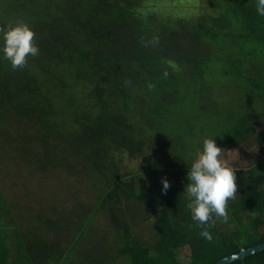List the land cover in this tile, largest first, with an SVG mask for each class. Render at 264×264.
<instances>
[{
	"label": "trees",
	"instance_id": "16d2710c",
	"mask_svg": "<svg viewBox=\"0 0 264 264\" xmlns=\"http://www.w3.org/2000/svg\"><path fill=\"white\" fill-rule=\"evenodd\" d=\"M155 1L0 0V28L27 23L40 49L15 71L0 58V264H216L264 243V109L247 105L264 95V17L256 0H194L191 16ZM244 68L227 107L214 80ZM205 137L255 149L212 241L185 192ZM159 170L179 173L167 193Z\"/></svg>",
	"mask_w": 264,
	"mask_h": 264
},
{
	"label": "clouds",
	"instance_id": "9594fccd",
	"mask_svg": "<svg viewBox=\"0 0 264 264\" xmlns=\"http://www.w3.org/2000/svg\"><path fill=\"white\" fill-rule=\"evenodd\" d=\"M256 12L264 17V0H256ZM148 43L158 44L159 37L153 36ZM39 52L36 34L27 23L17 22L0 28V58L7 61L13 71L26 67L28 58L38 56ZM214 137L202 140L201 147L188 166V183L185 187L191 218L201 229L200 236L208 241L213 239L210 228L216 224V220L227 222L228 201L235 199L238 191L236 170L229 166L225 151L217 145ZM161 183L162 192L167 193L170 182L164 177ZM237 258L236 254L231 257L232 260Z\"/></svg>",
	"mask_w": 264,
	"mask_h": 264
},
{
	"label": "rangeland",
	"instance_id": "374dc122",
	"mask_svg": "<svg viewBox=\"0 0 264 264\" xmlns=\"http://www.w3.org/2000/svg\"><path fill=\"white\" fill-rule=\"evenodd\" d=\"M155 2L160 6L163 5V8L165 9H171V8L178 6L179 10L183 11L180 13H183L189 16L200 13V7H198V4H197L198 8H195V10H188L189 8L194 7L192 6L194 3V0H157ZM185 3L189 4L188 8H187V5H185ZM0 9H2V6H0ZM166 14L171 17L177 16L172 11H167ZM257 64L255 66L258 67ZM242 71H243L244 79H240L236 77H225L223 75H220L216 80H214L218 88L220 87L223 88L218 91L219 93L218 96L221 99V101L227 104V107H229L228 105L230 104V101L232 98L239 97V93L237 92L238 91L237 86L246 85L247 84L246 79L249 76H251L248 68H244L242 69ZM244 80L246 83L244 82ZM244 96L245 94L241 93V99L242 98L244 99ZM257 96H260V97H257ZM253 97H257V98L252 102H247L248 110L253 109V108L264 109V95L261 97V93H260V94H255ZM255 101H257L258 103H256ZM254 150H255L254 147L246 146L244 148H238V149L226 151L224 152V156L226 158L227 163L232 168L237 167V166H243V165L249 166L253 164L255 161L254 160ZM146 165L147 163H144L143 161L124 162V164H122V168L125 171L138 172V171H141L143 168H145L144 166ZM178 174H179L178 172L166 173L165 171L159 170L158 178L161 181L162 178L166 177L168 181L170 182V184H175V183L177 184V181H180L178 180ZM5 182H9V181H5ZM47 187L48 186H44L41 190L44 191V189H46ZM34 193L35 192H32L30 195H27V196L23 195L20 199L21 200L27 199V201H32V194ZM14 198H16V194L14 195ZM80 246H81V254H82L83 250H85L83 247L84 243H81Z\"/></svg>",
	"mask_w": 264,
	"mask_h": 264
},
{
	"label": "water",
	"instance_id": "95a60500",
	"mask_svg": "<svg viewBox=\"0 0 264 264\" xmlns=\"http://www.w3.org/2000/svg\"><path fill=\"white\" fill-rule=\"evenodd\" d=\"M261 251H264V243L259 245V246H256V247H251V248H248V249H243L240 253L236 254L237 255V259L235 260H232L231 256L227 257V258H224L222 260H220L218 263L216 264H231L235 261H242V260H245L247 257L251 256V255H254L256 253H259Z\"/></svg>",
	"mask_w": 264,
	"mask_h": 264
},
{
	"label": "crops",
	"instance_id": "0c3cea01",
	"mask_svg": "<svg viewBox=\"0 0 264 264\" xmlns=\"http://www.w3.org/2000/svg\"><path fill=\"white\" fill-rule=\"evenodd\" d=\"M254 160H255V158H254ZM255 162V161H254ZM254 165H255V163H254ZM244 166V165H243Z\"/></svg>",
	"mask_w": 264,
	"mask_h": 264
}]
</instances>
